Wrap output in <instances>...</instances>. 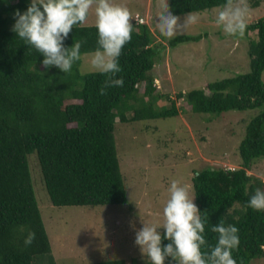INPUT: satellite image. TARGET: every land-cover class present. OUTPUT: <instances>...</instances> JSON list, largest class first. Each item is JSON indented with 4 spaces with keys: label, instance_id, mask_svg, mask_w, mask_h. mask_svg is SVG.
Listing matches in <instances>:
<instances>
[{
    "label": "trees",
    "instance_id": "1",
    "mask_svg": "<svg viewBox=\"0 0 264 264\" xmlns=\"http://www.w3.org/2000/svg\"><path fill=\"white\" fill-rule=\"evenodd\" d=\"M30 3L0 0V264H59L37 199L32 156L53 205L125 204L128 197L115 137L117 122L181 113L171 94L158 90L153 71L166 46L155 44L147 23H133L131 42L118 58L122 71L116 78L123 77L124 86L107 88L106 95H100L106 75L82 73V59L69 73L56 66L45 68L43 55L12 31L16 10L23 13ZM225 4L226 0H169L174 15ZM247 25V32L256 31L248 47L249 72L176 94L186 101L187 109L207 115L208 120L230 110L262 108L246 126L236 167L207 166L192 177L208 244L217 243L218 234L211 227L221 219L226 226L238 227L239 249L232 253L237 264L264 257V211L244 210L256 189L264 190V182L248 172L256 159L264 157V14ZM202 37L177 35L168 44L172 48ZM98 38L95 24L85 23L72 29L64 45L84 41L82 57L95 52ZM163 98L167 104L159 105ZM29 232H35L36 238L25 246ZM168 243L162 239L163 245ZM202 250L210 251V247ZM84 264L139 263L137 257L127 256ZM166 264L177 262L168 257Z\"/></svg>",
    "mask_w": 264,
    "mask_h": 264
},
{
    "label": "rangeland",
    "instance_id": "2",
    "mask_svg": "<svg viewBox=\"0 0 264 264\" xmlns=\"http://www.w3.org/2000/svg\"><path fill=\"white\" fill-rule=\"evenodd\" d=\"M110 2L127 7L133 15L132 23H136V17L142 18L150 26L155 44L166 46L153 73L158 90L170 93L181 113L168 118L117 122L115 137L128 197L125 204L55 206L49 199L37 160L31 157L37 199L59 264H84L127 256L137 257L139 264H149L134 242L135 234L143 227V221L164 222L163 209L170 198L171 181L187 184L195 196L192 177L196 171L207 166L236 167L241 160L239 145L246 126L262 110H230L208 120L207 115L194 114L187 109L185 100L176 97L178 91L205 87L209 81L250 71L248 47L256 31H246L243 38L226 35L215 23L224 5L177 15L181 22L189 14L196 15L197 22L190 24L183 34L203 37L171 48L170 39L157 28L161 5H169V0ZM246 2L247 23H253L264 14V0ZM95 22L93 5L86 23ZM93 53L82 55V73L96 71L91 66ZM166 102L163 98L158 104ZM248 172L264 174V157L256 159ZM251 264H264V257L254 259Z\"/></svg>",
    "mask_w": 264,
    "mask_h": 264
},
{
    "label": "clouds",
    "instance_id": "3",
    "mask_svg": "<svg viewBox=\"0 0 264 264\" xmlns=\"http://www.w3.org/2000/svg\"><path fill=\"white\" fill-rule=\"evenodd\" d=\"M93 5L99 38L98 47L92 54L91 66L107 76L99 91L100 95H106L107 88L124 86L123 77L116 76L122 71L118 58L124 46L131 42L134 31L133 15L127 7L113 4L110 0H31L25 12L16 10L12 31L43 55L42 64L45 68L56 66L62 72L69 73L73 64L82 58L84 41H75L71 47H65L64 41L75 26L87 22ZM248 14L246 0H226L215 23L226 35L243 38L248 26ZM158 17L157 28L168 39L183 34L190 24L198 20L196 15L189 14L181 22L168 3L161 5ZM136 23L142 24L144 21L136 17ZM257 178L264 182V174ZM168 191L170 198L163 209L164 222L150 224L143 221V227L135 234L134 242L147 256L149 264H166L168 257L177 264H237L232 253L239 249L238 227L226 226L221 219L211 227L218 237L215 246H210L204 235L206 221L194 203L195 196L191 194L189 186L173 180ZM248 208L264 211V190L256 189L244 210ZM159 228L166 229V232L162 235ZM35 238V232H29L24 240L25 246H30ZM162 239L170 243L163 245ZM209 247L210 251L202 250Z\"/></svg>",
    "mask_w": 264,
    "mask_h": 264
}]
</instances>
